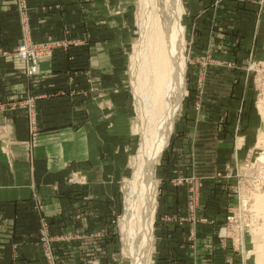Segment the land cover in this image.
Returning <instances> with one entry per match:
<instances>
[{"label":"rangeland","instance_id":"374dc122","mask_svg":"<svg viewBox=\"0 0 264 264\" xmlns=\"http://www.w3.org/2000/svg\"><path fill=\"white\" fill-rule=\"evenodd\" d=\"M65 1L0 0V112L25 113L36 136L41 126L40 104L54 96L77 105L78 113L81 105L89 104L90 110L105 107L106 123L115 117L120 128L114 135L122 151L116 165L124 175L115 202L106 204L110 217L105 219L104 230L77 226L75 202L68 207L72 214L60 224L44 216L43 203L37 202V244L46 264H131L122 253L121 220L124 188L133 173L131 162L141 146V136L135 131L139 84L132 67L144 3ZM250 3L199 0L196 5L181 0L186 94L156 166L158 207L151 264L184 263L161 255L191 250L200 234H211L205 242L210 248H202L222 252L224 264H258L264 216L257 210L254 195L264 192V0L254 3L253 12L252 6L248 9ZM196 6L200 12L189 14ZM252 28L255 32L248 33ZM102 31L112 67L103 68L104 74L91 59ZM26 46L30 49L25 56L22 48ZM45 60L49 72L42 71ZM8 64L13 65L11 72L22 77L15 89L6 85ZM140 73L142 81L145 72ZM34 82L39 84L37 89ZM106 131L109 135L113 130ZM82 180L73 178L70 183L82 186L86 182ZM56 224L57 236L52 231ZM88 239L92 242L87 245ZM105 240L113 244L108 261L98 257L96 245V241L108 244ZM85 244L89 256L81 257L80 247ZM12 245L14 255L19 245ZM2 254L0 248V264L5 261Z\"/></svg>","mask_w":264,"mask_h":264},{"label":"crops","instance_id":"0c3cea01","mask_svg":"<svg viewBox=\"0 0 264 264\" xmlns=\"http://www.w3.org/2000/svg\"><path fill=\"white\" fill-rule=\"evenodd\" d=\"M189 1L196 5L199 3V0ZM249 1L253 3L248 4V9L249 5L252 6L249 10L253 12L260 0ZM36 6H40V3ZM199 12L196 6L189 14L197 15ZM244 14L249 15L250 12L244 11ZM254 30L252 28L248 33L252 34ZM100 34L95 41L91 59L95 61V68H101L104 74L105 67H112L109 57H106L109 52L103 43L104 31ZM11 66H6V85L15 89L20 86L22 77L16 71L11 72ZM42 71H50L48 60L44 61ZM38 85L35 83V89ZM76 106L55 96L42 101L39 107L41 126L37 136L30 131L25 113L0 112V248L5 257L3 264H46L37 244V202L43 203L44 216L57 224L63 223L72 214L68 207H73L75 202L78 208L75 211L77 226L82 227V230L83 227H87V230H104L105 219L110 217L106 204L115 202L119 181L124 175L122 170H118L120 165H116L122 151L114 135L116 128H120L114 115L117 117L120 114L114 112L113 120L108 119L110 122L106 123L105 107H92L90 110L89 104L81 105L78 113L75 112ZM113 107L116 109L115 103ZM93 110H96L95 114ZM110 129L114 133L112 131L107 135L106 130ZM73 178H82V182H86L82 186L72 185L70 181ZM57 224L52 230L55 236L59 234ZM210 237L211 234H200L193 250L178 249L176 255L169 256L167 252L161 257H175L184 262L181 264H224L222 252L202 248L207 247L205 242ZM85 242L88 245L92 241L88 239ZM14 243H18L19 249L13 255ZM106 243L100 245L96 241L98 257L108 261L113 244ZM86 244L80 247L81 257L89 256ZM159 263L178 264L172 260Z\"/></svg>","mask_w":264,"mask_h":264},{"label":"bare ground","instance_id":"6f19581e","mask_svg":"<svg viewBox=\"0 0 264 264\" xmlns=\"http://www.w3.org/2000/svg\"><path fill=\"white\" fill-rule=\"evenodd\" d=\"M143 3L141 38L132 67L139 84V91L135 90L139 105V125L135 131L141 136V146L131 162L133 173L124 188L125 212L121 220L122 253L131 264H151L158 207L156 166L169 143L186 94L181 0H143ZM140 71L145 72L142 81ZM261 142L264 145V136ZM260 192L254 193V203L262 218L264 192ZM262 231L263 243L258 244L256 252L258 264H264V226Z\"/></svg>","mask_w":264,"mask_h":264},{"label":"built area","instance_id":"2783aa9c","mask_svg":"<svg viewBox=\"0 0 264 264\" xmlns=\"http://www.w3.org/2000/svg\"><path fill=\"white\" fill-rule=\"evenodd\" d=\"M23 49V54L26 56V53L28 52V50L27 49H30L28 46H26V47H23L22 48ZM29 53V52H28ZM36 60V59H35ZM36 65V64H35ZM48 242H50L48 239H46V243H48Z\"/></svg>","mask_w":264,"mask_h":264}]
</instances>
